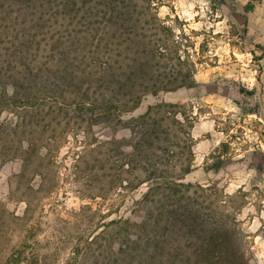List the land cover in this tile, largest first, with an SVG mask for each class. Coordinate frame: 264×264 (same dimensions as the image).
<instances>
[{"label": "rangeland", "instance_id": "rangeland-1", "mask_svg": "<svg viewBox=\"0 0 264 264\" xmlns=\"http://www.w3.org/2000/svg\"><path fill=\"white\" fill-rule=\"evenodd\" d=\"M136 1L138 8L127 16L134 13L137 21L124 22L113 40L129 45L138 39L141 51L131 44L122 53L116 48L117 66L130 67L137 55L147 58L141 43L148 41L155 53L150 72L175 81L170 86L180 83L175 79L181 72L192 71L196 80L147 94L133 113L153 106V120L162 124V138L154 141L162 171L176 179L169 181L185 184L170 188L159 175V187L145 196L150 182L141 160L130 171L123 166L138 143L132 129L89 125L90 116L59 111L55 97H48L39 108L31 106V136L19 132L42 139L40 148L27 153L26 163L0 160V264H149L154 250L169 257L195 249L196 240L180 228L159 225L161 204L168 200L188 203L212 225L226 222L250 264H264V0H153L155 18L146 15L143 0ZM16 13L6 19L0 14L3 56L29 35L32 22L15 21ZM100 18H53V26L49 21L34 38L32 53L57 63L63 46L80 33L89 38L80 49L87 47L83 53L91 60L111 23ZM166 264L183 263L172 257Z\"/></svg>", "mask_w": 264, "mask_h": 264}, {"label": "trees", "instance_id": "trees-1", "mask_svg": "<svg viewBox=\"0 0 264 264\" xmlns=\"http://www.w3.org/2000/svg\"><path fill=\"white\" fill-rule=\"evenodd\" d=\"M143 2L146 4L144 9L147 12L146 15L155 18L151 11L154 1L143 0ZM137 8L136 0H0V14L3 19L16 11V16L12 19L17 22L22 19L23 24L32 22L28 27L29 35L24 34L23 41L12 51L11 56H3L0 53V160L2 162L18 157L25 162L27 153L40 148L42 139L39 141L38 138L29 137L32 133V131L29 133V129L34 125V120H30L29 117L35 116L31 112V109H34L31 106L38 105L37 108H39L42 101L53 96L59 111L69 112V108H72L81 114H87L91 118L88 120L89 125L96 121L114 127L129 126L132 129L134 135L138 137V143L131 147L127 154L128 160L123 166L127 164L126 169L130 171L133 169L130 167L133 161L141 160L142 170L147 172V180L150 182L145 196L151 195L159 187L158 183H154L159 175L163 176L162 182H169L170 188H173V185L185 184L169 181L176 179H169L166 177L168 175L162 171L157 149L154 148V141L162 138V124L160 121L153 120V106L150 105L145 113L139 115L133 113L147 94L157 95L161 90L168 91L184 85L191 86L196 83V80L192 71L181 72V77L177 76L175 79L180 80V83L170 86L169 83L175 81L161 80L157 77L158 75L150 72L151 60L155 59L153 56L155 53L154 46L148 41L141 43L146 55H149L147 58L140 60L141 55H137L134 63L129 65L130 67L124 66V63L117 66L120 59L117 57L119 54L115 52L116 48L122 53L130 44L136 45L139 48L137 54H140L141 45L138 39L135 40L136 42L128 41L129 45L123 42L114 43L113 40L116 29L122 27L124 22L137 21L134 13L130 17L127 16L131 9ZM79 14H82V17H90L94 14L98 21L102 20L100 17H108L111 21L105 27L107 32L95 43L94 52L90 56L91 60L83 53L87 52L84 51L87 47L83 46L80 49L81 44L85 40L88 42L89 38L86 35L80 37V33H75L76 36L63 46L60 52L59 46L55 47L56 52L62 55L57 63H54L55 58H52L48 65L47 62L41 61L36 53H32L34 38L39 35L40 29L45 31L49 21L53 26V18L57 19L61 15L65 18H74ZM90 22L93 23L92 20ZM113 29L115 30L111 34ZM91 30L92 35L97 37L100 30L96 26ZM5 33L6 31H0L1 41L4 40ZM16 36H19V33ZM86 62L88 63L84 66ZM94 86L95 89L91 91ZM4 113L6 114L3 115ZM127 114L131 117L126 118ZM20 131L30 135H20ZM11 143L13 145H10ZM52 149L50 147V150ZM189 170L190 168L186 169L183 174ZM145 180L141 179L140 183ZM130 182L128 181V184ZM166 194L171 196V191ZM161 205L163 210L159 211L157 216L159 225L168 230L171 226L180 228L181 234L196 240L197 247L181 249L169 257L165 256V251L153 249V259L149 264H166L172 257L183 264H250L247 251L235 243V233L226 225V222L221 221L212 225L209 218L202 215L200 210L194 209L182 200L178 203L168 200ZM205 226L208 227L205 228ZM151 244L152 242L149 241L147 246L151 247ZM156 249L161 248L156 246ZM142 256L144 253L141 254V258ZM157 256H159L158 263H156ZM22 262L23 259H20L17 264ZM6 264L10 262L7 260Z\"/></svg>", "mask_w": 264, "mask_h": 264}]
</instances>
